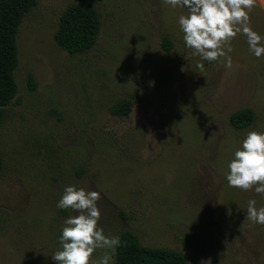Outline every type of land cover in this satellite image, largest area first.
<instances>
[{"label":"rangeland","instance_id":"1","mask_svg":"<svg viewBox=\"0 0 264 264\" xmlns=\"http://www.w3.org/2000/svg\"><path fill=\"white\" fill-rule=\"evenodd\" d=\"M78 3L99 12L101 29L92 49L70 54L55 34ZM183 13L163 0H38L25 16L17 93L0 123V264H56L70 210L55 204L68 184L100 192L105 234L131 231L188 264H264V225L243 212L264 196L224 178L244 135L264 131V56L237 35L231 68L223 58L197 67ZM249 15L264 35V0ZM122 102L127 116L113 113ZM243 109L256 121L238 130L231 116Z\"/></svg>","mask_w":264,"mask_h":264},{"label":"clouds","instance_id":"2","mask_svg":"<svg viewBox=\"0 0 264 264\" xmlns=\"http://www.w3.org/2000/svg\"><path fill=\"white\" fill-rule=\"evenodd\" d=\"M172 9L184 8L177 17L185 49L198 56L197 67L223 58L225 68H231V40L245 38L249 53L257 59L264 56V35L250 24V12L256 0H163ZM225 180L229 187L252 190L264 196V131L250 130L240 141L228 161ZM101 194L76 184L65 185L56 201L59 210H70L57 237L58 250L50 257L56 264H115L119 235L105 234L100 226L101 210L97 204ZM252 223L264 225V205L257 207L254 198L247 200L243 211ZM74 213V214H72ZM97 250L103 254L93 257Z\"/></svg>","mask_w":264,"mask_h":264},{"label":"trees","instance_id":"3","mask_svg":"<svg viewBox=\"0 0 264 264\" xmlns=\"http://www.w3.org/2000/svg\"><path fill=\"white\" fill-rule=\"evenodd\" d=\"M38 4V0H0V123L4 108L17 93L15 71L19 64L17 39L25 16ZM101 16L90 4L70 5L61 15L55 34L57 44L70 54L89 51L98 40ZM166 49L170 48L167 40ZM30 86L34 88L31 80ZM132 111L131 102H122L113 109L116 115L127 116ZM256 114L252 109H243L231 116V124L238 130L252 126ZM3 167L0 156V173ZM121 244L116 249L115 264H188L186 257L176 251L142 246L131 231L120 236Z\"/></svg>","mask_w":264,"mask_h":264}]
</instances>
